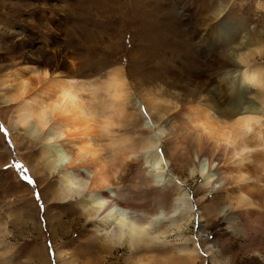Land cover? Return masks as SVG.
Returning <instances> with one entry per match:
<instances>
[{
	"label": "rangeland",
	"instance_id": "374dc122",
	"mask_svg": "<svg viewBox=\"0 0 264 264\" xmlns=\"http://www.w3.org/2000/svg\"><path fill=\"white\" fill-rule=\"evenodd\" d=\"M77 1L0 0V95L10 94V89L6 91L1 86L6 75L33 67L31 65H34L35 69H46L53 75L57 74L59 79L64 76L75 77L76 81L85 82L87 87L89 84L96 85L105 81L108 72L116 67L124 66L128 71L134 60L142 61L139 52L141 49H147V53L159 50L153 44L144 48L138 47L137 36H140L141 31L138 30L137 33L133 29L134 23L129 21L133 12L128 5L125 7L122 0L114 1L111 5L114 8L123 5L125 19L119 10L103 13L102 8L83 9L90 16V26L84 30L80 29L79 23L82 17L80 21L72 20L78 15L76 13L81 1ZM157 4L161 6L159 5L155 14L161 17V20L165 22V16L175 19L182 33V38L177 40L181 47L178 51L182 53L177 55L178 51H173L171 44L164 43L167 52H158L157 60L152 58L140 62L146 72L152 73L153 67L156 68L159 61L164 64L172 63L169 62L172 53L175 55L172 59L173 65L182 64L189 59L188 54H195L194 62H188L189 66L204 67L215 54L206 47L215 42L213 30L217 29L229 31L226 36L230 47L242 43L239 53L253 51L254 57L250 64H261L264 67V0H160ZM217 8L223 11L218 18L214 15ZM125 20L129 23L126 24ZM204 38L208 44H202ZM219 42L220 40L216 41ZM58 52H63L64 57H59ZM56 55V62L49 60V57ZM132 55L134 60L130 59ZM72 72L77 75L73 76ZM130 75L132 79L129 86L135 100L138 101L137 98L141 95H157L164 101L165 107L172 104L166 107L168 115H171L168 112L175 113L176 103L178 108L183 103L182 89L170 88L165 83H144L134 70ZM231 75L240 80L237 77L238 71H231ZM219 82L215 81L214 87ZM246 92L257 106L260 99H264V91L258 88L246 87ZM96 95L99 99L104 97L101 90ZM86 96L87 93L84 92L82 97L85 100ZM14 112L15 107L5 105L0 98V125L9 134L6 138L0 133V264H53V261L55 264H133L137 258H143L147 264H264V190H261L264 188V159L260 156L261 152L254 153L249 169L253 178V181L249 182L250 185L253 184L249 188V195H252L251 208L256 218L253 214H246L244 218L215 217L217 210L222 206H236L237 196L235 193H229L227 199H224L221 194L218 196L215 193L217 185L200 175H189L183 165L191 161L195 163V159L192 157L190 160L192 146L188 141L179 143L176 155L170 150L169 156L175 163L176 177L179 180L169 172L163 177L167 185L179 181L184 194L182 197L186 198L185 203L178 202L183 205L179 206L177 213L172 217L169 207L173 191L169 187L159 188V191L152 183L149 184L147 173L150 169L146 167L147 164L139 159V155V158H132L123 185L135 195L134 205L137 209L150 212L159 206L158 204H163V210L157 225L148 230L150 236H155L150 252H130L114 247L113 243L110 244V238L107 240L99 233L98 227L103 226L99 222L101 217L91 221L84 219L85 213H82L78 199L70 203L62 202L58 198L54 200V195L59 193L60 188L58 178L56 175H49L43 167L42 144L39 141L27 140L14 126ZM138 120L131 124L127 123L126 118L121 119V124L116 127L118 134L122 136L121 139H127L129 136L135 144L138 142L139 132L143 129L141 119ZM94 144L108 157L110 151L115 148L116 141L99 135L94 138ZM206 152L217 156L221 177H226L231 183L235 172L234 166L229 164V156H223L221 151L214 152L210 149H206ZM187 160L189 163L186 164ZM16 163L28 169V175L36 182L35 186L20 180L19 171L13 167ZM213 166L215 167L216 163ZM226 173L230 175L229 178ZM36 191H39L42 197L43 213L34 199ZM230 196L234 198L231 199ZM254 206H257L256 209ZM239 210L241 209L234 212L240 213ZM240 226L242 229H239ZM49 240L52 242L54 256L49 255ZM106 247H110V251Z\"/></svg>",
	"mask_w": 264,
	"mask_h": 264
},
{
	"label": "bare ground",
	"instance_id": "6f19581e",
	"mask_svg": "<svg viewBox=\"0 0 264 264\" xmlns=\"http://www.w3.org/2000/svg\"><path fill=\"white\" fill-rule=\"evenodd\" d=\"M78 1H81L78 4L79 11L76 13L78 15L72 20L76 22L82 17L79 22L82 30L90 26V16L86 10L83 11L86 7L87 10H92L93 7L102 8L103 13L107 11L114 13L119 10L125 19L124 9L128 5L133 12V17L129 21H133V29L137 33L138 30L141 31L140 36H137L138 47L144 48L153 44L159 49L149 53L147 49H141L139 51L142 57L141 63L148 59H156L158 52L162 50L167 52L164 43L171 44L173 51L181 48L177 40L182 38V33L175 19H168L165 16L164 22L155 14L159 10L160 4L157 3L160 0H122L124 8L123 5L117 8L111 5L118 0ZM222 13L221 8H217L214 15L218 18ZM109 19L111 20L112 17L110 16ZM218 30H213L215 42H211L209 47H206L215 54L202 68L200 65L189 66L194 62L195 54H188L187 61L173 65L172 59L175 55L172 53V59L169 60L172 63L164 64L159 61L156 68L153 67V72L148 73L142 69L139 61V63L135 62V57L132 55L130 59H133L134 63L128 71L124 66L116 67L108 72L105 81L96 85H87L90 83L88 82L87 87L84 85L85 82L76 81L75 77L63 75L64 78L59 79L57 74L53 75L46 69H35L34 65L6 75V79L1 82L3 89L6 91L10 89V94L0 95V98L5 105L15 107L14 126L27 140L39 141L42 144L43 167L49 175H56L58 178L60 188L59 193L57 195L55 193L54 200L58 198L62 202L70 203L78 199L86 221L101 217L99 222L103 226L98 227V231L107 240L110 238V244L113 243L114 247L130 252L138 250L150 252L155 236H150L148 230L153 225H157L162 215L163 204L161 206L158 204L159 206L150 212L137 209L134 205L135 195L123 185L132 158L139 155L138 158L147 164L146 167L150 169L147 173L149 184L152 183V186L157 187L159 191L167 187L173 191L172 203L169 207L171 217L177 213L179 206L183 205L178 202L185 203L186 198L182 197L184 194L180 185L175 181L167 185L163 178L168 172L176 177L175 163L169 156L170 150L176 155L179 143L184 140L192 146L190 160L193 159L192 157L195 159V163L193 161L189 163L187 160L186 164H189L183 165L189 175H200L217 185L216 189L214 188L215 193L218 196L221 194L224 199H227L229 193H235L237 196L236 206L235 204L222 206L217 210L215 217L231 219L238 216L244 218L246 214L255 216L251 208L252 195H249V188L253 185L249 184L253 179L249 169L254 153L261 152L260 156L264 159V99H260L259 106L255 105L253 99L248 97L246 87L264 91V67L261 64H258L259 66L250 64L254 57L253 51L239 53L242 43L230 47L226 36L229 31ZM218 40L220 42L216 43ZM201 42L203 45L208 44L206 38ZM181 53L178 51L177 55ZM57 55L64 57L63 52H58ZM57 55L53 58L49 57V60L55 61ZM132 70L144 83H165L170 88L182 89L183 103L179 108L176 103L175 113L168 112L171 113L168 115L166 107L171 103L165 107L164 101L154 94L141 95L137 98L138 101L135 100L129 86ZM231 71H238L237 77L240 80L232 77ZM71 74L77 75H74V72ZM218 80L220 82L215 88L213 84ZM99 90L104 94L101 99L96 98ZM84 92L87 93L86 100L82 97ZM142 108L147 110L146 116L141 111ZM41 113L44 115L41 116ZM122 118H126L127 123L131 124L134 120L137 122L141 119L143 129L139 132L136 144L129 136L127 139H121L122 136L118 134L116 127L121 124ZM99 135L116 141L115 148L109 150L108 157H105L102 149L94 144V138ZM161 146L164 148L165 156L159 154ZM206 149L221 151L223 156H229V164L234 166L235 172L231 183L226 177H221L220 169L217 167L219 164L217 156L208 154ZM185 156L183 157L186 159ZM229 176L227 174L228 178ZM176 178L179 180L178 177ZM228 185L232 187L228 188ZM105 193L107 195H104ZM232 201L235 202L234 199ZM254 207L256 209L257 206ZM237 209H241L240 213L234 212ZM239 229L242 227L240 226ZM106 248L110 251V247ZM143 260L137 258L133 264H147Z\"/></svg>",
	"mask_w": 264,
	"mask_h": 264
},
{
	"label": "snow or ice",
	"instance_id": "6c2138e0",
	"mask_svg": "<svg viewBox=\"0 0 264 264\" xmlns=\"http://www.w3.org/2000/svg\"><path fill=\"white\" fill-rule=\"evenodd\" d=\"M142 112H144V115H147V110L146 109H141ZM44 114L41 113V116H43ZM0 133H3V135L7 138V136L9 135L7 130L0 125ZM10 143V142H9ZM159 154L161 156H165V152H164V148L163 146H161V148L159 149ZM13 167H15L19 173H20V180L22 182H25L27 185H31V186H35V181L31 178V176L28 175V169L25 168L22 164L16 163L13 165ZM177 184L179 183V181L176 182ZM104 195H107V193H105ZM134 195V194H133ZM34 199L36 200L38 207L40 209V212L43 213L44 212V204L42 202V197L39 191H36L34 193ZM110 206V205H109ZM107 210V209H105ZM52 242L51 240H49L48 242V250H49V255L50 256H54V252L52 251ZM53 264H55V262L53 261Z\"/></svg>",
	"mask_w": 264,
	"mask_h": 264
}]
</instances>
